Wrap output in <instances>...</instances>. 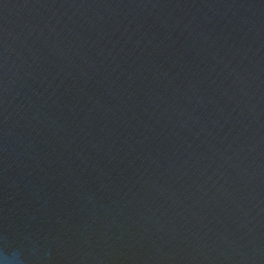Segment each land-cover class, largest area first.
<instances>
[{"label": "water", "instance_id": "water-1", "mask_svg": "<svg viewBox=\"0 0 264 264\" xmlns=\"http://www.w3.org/2000/svg\"><path fill=\"white\" fill-rule=\"evenodd\" d=\"M0 237L264 264V0H0Z\"/></svg>", "mask_w": 264, "mask_h": 264}, {"label": "clouds", "instance_id": "clouds-1", "mask_svg": "<svg viewBox=\"0 0 264 264\" xmlns=\"http://www.w3.org/2000/svg\"><path fill=\"white\" fill-rule=\"evenodd\" d=\"M0 264H28L23 249L13 246L7 237H0Z\"/></svg>", "mask_w": 264, "mask_h": 264}]
</instances>
